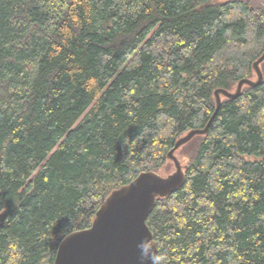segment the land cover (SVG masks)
Wrapping results in <instances>:
<instances>
[{
	"label": "trees",
	"instance_id": "16d2710c",
	"mask_svg": "<svg viewBox=\"0 0 264 264\" xmlns=\"http://www.w3.org/2000/svg\"><path fill=\"white\" fill-rule=\"evenodd\" d=\"M263 53L264 0H0V264H54ZM260 70L175 153L184 184L146 220L161 264H264Z\"/></svg>",
	"mask_w": 264,
	"mask_h": 264
},
{
	"label": "water",
	"instance_id": "95a60500",
	"mask_svg": "<svg viewBox=\"0 0 264 264\" xmlns=\"http://www.w3.org/2000/svg\"><path fill=\"white\" fill-rule=\"evenodd\" d=\"M263 62L264 53L252 66L255 80H240L233 92L223 89L214 91V114L222 98L234 100L240 96L244 87L253 88L262 83L260 65ZM214 114L203 129L191 130L176 141L167 154V159L175 169L172 174L161 177L155 172L141 173L128 185L111 192L96 211L89 228L71 233L61 240L54 264H140L137 244L146 236L152 238L157 252L146 220L157 200L183 186L186 167L181 165L175 153L196 136L206 135ZM145 264H151V261Z\"/></svg>",
	"mask_w": 264,
	"mask_h": 264
},
{
	"label": "clouds",
	"instance_id": "9594fccd",
	"mask_svg": "<svg viewBox=\"0 0 264 264\" xmlns=\"http://www.w3.org/2000/svg\"><path fill=\"white\" fill-rule=\"evenodd\" d=\"M137 248L140 250V255L138 257L140 264H145L148 260L151 261V264H161V257L156 252L152 238L147 236L144 237L142 241L137 244Z\"/></svg>",
	"mask_w": 264,
	"mask_h": 264
},
{
	"label": "rangeland",
	"instance_id": "374dc122",
	"mask_svg": "<svg viewBox=\"0 0 264 264\" xmlns=\"http://www.w3.org/2000/svg\"><path fill=\"white\" fill-rule=\"evenodd\" d=\"M220 1H227V0H220ZM253 80H255L254 76H253ZM184 152H185L184 150L182 151V153L181 151H179V153H177V157H178L177 159L180 161L182 166L186 167L187 156H185ZM246 158L247 160H252L250 157H246ZM174 171L175 169H174L172 162L167 161L166 164L156 172V174H158L161 177H167L168 175L172 174Z\"/></svg>",
	"mask_w": 264,
	"mask_h": 264
}]
</instances>
